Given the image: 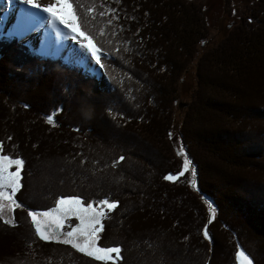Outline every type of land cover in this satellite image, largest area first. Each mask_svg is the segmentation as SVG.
<instances>
[{
  "label": "trees",
  "instance_id": "trees-1",
  "mask_svg": "<svg viewBox=\"0 0 264 264\" xmlns=\"http://www.w3.org/2000/svg\"><path fill=\"white\" fill-rule=\"evenodd\" d=\"M195 1L70 0L80 29L99 52L100 75L61 57L39 55L21 37L0 35L1 125L30 121L57 127L49 138L53 144L45 147L40 139L46 138L48 128L43 126L38 134L31 132L32 144L37 146L15 141L13 149L0 136V146H8L2 155L12 162L22 161L12 166L20 168V188L13 198L26 211H15L18 226L11 229L17 236L13 244L25 240L28 249L17 253L25 255L28 264H236L237 250L253 264H264V181L232 174L240 168L264 167V128H243L237 123L249 120L264 125V0L246 5L229 35L205 52L204 60L211 62L218 49L217 55L224 54V65L193 75L194 88L184 108L188 112H182L181 119L175 118V105L157 107L151 100L152 90L166 88L176 104L184 74L192 63L195 69L200 63L197 55L205 48L208 28L193 4L195 20L190 26L187 22L185 5ZM100 18L114 27L123 54L125 76L113 80L104 65L110 66V61L117 65V59L99 51L101 38L106 37V22L96 30ZM102 50L106 52L105 47ZM174 128L180 140L177 150L171 141ZM125 137L130 142L145 139L150 146L126 148ZM25 147L34 159L47 156L46 164L53 148L69 164L58 165L65 173L64 184L47 201L45 194L32 202L21 196L28 193L25 182L31 172ZM185 159L196 167L195 183L180 175ZM170 175L177 179H165ZM137 190L143 205L132 200ZM192 195L196 201L190 205ZM67 197L84 205L114 203L103 219L99 242L119 250L110 263L69 244L60 246L55 241L64 249L62 256L28 244L30 237L22 234L28 210L45 212ZM141 220L145 227L131 229L130 222L136 225ZM210 221L230 234L227 260L216 249ZM127 235L133 239L129 241ZM4 251L7 248L0 245V253Z\"/></svg>",
  "mask_w": 264,
  "mask_h": 264
},
{
  "label": "rangeland",
  "instance_id": "rangeland-1",
  "mask_svg": "<svg viewBox=\"0 0 264 264\" xmlns=\"http://www.w3.org/2000/svg\"><path fill=\"white\" fill-rule=\"evenodd\" d=\"M255 1L256 0H196L194 3L190 2L185 5V9L188 13L187 22L189 23V26L195 20L191 5L193 4L197 6L202 12V21L208 28L206 29L207 40L204 42L206 45L205 48L202 49L197 55V57L200 58V63H196V69L194 68L195 63H192L191 68L184 74L183 79L179 84L180 86H178L180 96L176 101V104L172 101L173 94H169L166 88H155L152 90L154 93H151V100L154 101L155 106L158 107L168 105L174 107L175 105L174 113L176 119H181L182 112H188V109L184 108L188 102L189 96L191 95V90L194 88L195 80L193 75L197 72L203 73L224 65L221 63V58L224 54L217 55L218 49L215 56L211 57L213 59L211 62H208L207 59L204 60L205 52L210 48L219 46L224 38L229 35L228 33L230 29L237 22H239L241 14L246 9V5H251ZM56 3L57 0H28V2H25V0H0V35L21 37V40L26 41L29 48L39 55H52L61 57L67 63L81 66L90 73L97 74V71L100 70V64L96 62V54L99 52L97 51L96 54L93 55L91 51L82 47V45H87L88 43L84 37L79 36L78 33H73L72 30L65 24L61 23L58 18L53 17L52 13L46 12L44 10L46 7ZM37 5H39V7H37ZM103 22H106L104 24L103 30V34L106 37L101 38V48L99 51L102 54L110 53L116 55L117 65L112 63V61H110V66L104 65L105 71L108 74L110 80H113L116 77L125 76L121 70V57L123 54L119 48V40L115 36L114 27L110 21L105 18L98 19L96 23V30L102 26ZM175 34L177 35V33ZM74 36L76 39L73 38ZM185 36L186 34L184 37ZM103 38L106 40L104 41ZM103 47H105L106 52L102 50ZM256 59L257 58L255 57V62ZM185 67L186 66L182 67L181 69ZM161 72L162 71H159V73ZM178 75V72L174 73V76ZM161 76L165 79H168L165 75ZM168 80H170V78ZM256 103H258V101ZM1 122L2 119L0 115V136H3L7 140V143L12 145L11 148L13 147V149L15 146V141H22L23 143L26 141L28 143H24L23 146H37L36 144H32L34 138H31V135H33L31 132L33 131L38 134V131L42 126L44 128H48V131L46 133V138L44 137V139H40L42 141L40 142L41 146L45 147L53 144V141L49 138L51 134L55 132L54 130L57 127L50 126L46 123H35L30 121H21L18 124H10L7 126H4L3 124L2 126ZM237 123H239L243 128H264L263 122L243 120ZM177 131L178 129L174 128V132L171 133V141L173 146L176 147L175 150H177V147L180 146V140L178 139ZM27 134H30V136H27ZM124 140L126 142V148L130 145L150 146L145 139L130 142L125 137ZM5 148H8V146H0V219L2 220L0 221V245H4L7 248V251L0 253V264H25L29 262L27 259H23L26 256L18 255L21 251H26L28 249L23 245L25 240L23 238H19L16 242L18 244L22 243L21 247H18V244H13L12 239L17 238V236L12 232L15 230L11 229L12 227L18 226L17 220H14L15 211L25 210V208L18 205V203H16L13 198L15 191L19 187V174L18 176H13L12 174L17 172L19 173L20 168L15 167L13 169L12 166L15 163L12 162L11 159L3 160L5 155H2V150ZM52 149L49 151L50 154L48 155V163L46 164L47 156L41 159H34V157L28 155L27 151L29 150L25 147L24 154L27 157V164L31 169V172L29 175L30 180L28 184L25 182L26 190L24 191H28V193H22L21 195L24 200L32 202L35 197L40 199L42 195L45 194V201H47L55 189L64 184V181L62 182V177L65 173L61 166L58 168V165L69 166V164L65 163L64 159L61 158L62 152L57 153ZM40 153H42L41 148ZM182 162L184 163L183 160ZM261 162H264V159H262ZM256 163L257 161H255V164ZM65 169L67 171V168ZM182 172L187 175L189 182H192V168L189 166L188 170L185 172L183 164ZM232 174L239 176L240 178L244 177V179L248 178L256 181H264L263 166L256 167V165H254L253 167L250 166L245 167L244 169H236V171H233ZM55 186L57 187L54 188ZM142 189L143 188L140 189L141 192ZM18 191L19 189L17 192ZM194 199L196 201V196L194 197V195L189 198L188 202L190 205L191 202H194ZM76 200L79 199L70 197L61 198L54 203L55 205L52 208L46 210L45 212H30L28 210L29 221H25L27 225H25V228L22 230V234L24 236L30 237L28 238V244L34 247L35 250L38 246H40V248L47 249L44 251V253L50 252L52 255L56 254L62 256L65 253L64 249L54 245L56 244V241L57 245L60 244L61 246L69 244L77 251L85 255H89L88 253L92 252L93 254L90 256L96 258L98 256H103L105 258L100 260H106L110 263V260L119 256V252L112 251L107 253H97L95 251V248L113 249V247L100 246L99 242L101 231L97 234L99 238L93 241L95 248L88 247L85 244V241L88 240V236L81 235L80 232H76L74 234L72 237V243H64V240L67 239V233L73 229H84L90 233L91 227L102 228L103 219L106 213L110 211L108 205H114V203L112 204L106 201H92L90 204L84 205L80 200L79 204L75 203L74 201ZM132 200L136 205H143V199L140 197L138 190L132 197ZM61 201L65 202L61 203ZM89 205H91V209L87 212L83 211V209L89 208ZM92 209H94V211ZM202 213H204V211ZM81 218L83 219V222ZM93 220H99V224H92L90 227V222ZM141 222L142 220L136 221V225H134V222H130L131 229H141L142 227H145L143 223L142 226L140 225ZM207 224L208 228L212 232L213 238L216 240V249L218 250L220 256L227 260L228 254L231 252L229 238L230 234L228 230L223 228V226H221V224L216 221H210ZM38 227L41 229L44 235L50 238L42 239L40 233L37 231ZM108 233H110V231H108L106 235ZM127 236L128 237L126 238L129 241L133 239V237L130 235ZM133 243L134 245H140V243L137 241H134ZM76 244H79L80 247H85L86 251H80V247L74 246ZM121 249L123 250V248ZM216 249L214 248L215 252ZM18 251L19 253H17ZM157 258H159V256ZM235 263L253 264V261L249 259L242 251L237 250L235 253Z\"/></svg>",
  "mask_w": 264,
  "mask_h": 264
},
{
  "label": "snow or ice",
  "instance_id": "snow-or-ice-1",
  "mask_svg": "<svg viewBox=\"0 0 264 264\" xmlns=\"http://www.w3.org/2000/svg\"><path fill=\"white\" fill-rule=\"evenodd\" d=\"M25 2H28V0H25ZM37 7H39V5H37ZM46 12H50L52 13L53 17L58 18L61 23L65 24L68 28H70L72 30L73 33H78L79 36L84 37L85 40L88 41L87 45H82V47L86 48V50H89L92 52L93 55L96 54V52L98 51L95 46L93 45L91 38L89 36H87L81 29H80V25L78 23V17L76 15V12L73 8L72 3L70 2V0H57L56 4L50 5L48 7H46L44 9ZM74 39H76V37H73ZM97 63H99V59L97 58ZM123 159V158H122ZM3 160H8V157L5 156L3 157ZM15 164L17 165H21L22 161L21 160H15L13 161ZM192 165V175H193V183H195V178L197 176V170L196 167L194 165L193 162H191L189 159H185L184 162V170L185 172L188 170L189 165ZM18 172L12 174L13 176H18ZM180 175H184V173H180ZM165 179L168 180H175L177 179V177L175 176H166ZM65 201H61V203H64ZM75 203L79 204L80 201L76 200L74 201ZM112 207H114V205H108V208L111 209ZM91 209V205H89V208L83 209V211L87 212ZM94 211V209H92ZM35 219V217H34ZM82 219V218H81ZM83 222V219H82ZM92 224H99V220H93L90 222V227ZM101 228H97V227H91V232H87L84 229H73L72 231H69L67 233V239L64 240V243H72V237L74 236V234L76 232H80L81 235H86L88 236V240L85 241V244L88 247H93L95 248V244L93 243V241H95L96 239H98V233L101 231ZM38 233H40L41 238L42 239H49L50 237L44 235V233L41 231V229L38 227L37 228ZM208 233H206L207 235ZM76 247H80L79 244L74 245ZM80 251H86L85 247H80ZM95 251L97 253L99 252H112V251H119L118 249H103V248H95ZM89 255L93 254L92 252L88 253ZM243 255V254H241ZM98 259H103L105 257L103 256H98ZM246 259V258H245Z\"/></svg>",
  "mask_w": 264,
  "mask_h": 264
},
{
  "label": "clouds",
  "instance_id": "clouds-1",
  "mask_svg": "<svg viewBox=\"0 0 264 264\" xmlns=\"http://www.w3.org/2000/svg\"><path fill=\"white\" fill-rule=\"evenodd\" d=\"M6 36H10V35H6ZM93 45H94V44H93ZM43 56H48V55H43ZM55 57H56V56H55ZM96 60H97V54H96ZM69 64H71V63H69ZM98 64H99V63H98ZM100 73L103 74V70H102V71H101V69L98 70L96 75H100Z\"/></svg>",
  "mask_w": 264,
  "mask_h": 264
},
{
  "label": "bare ground",
  "instance_id": "bare-ground-1",
  "mask_svg": "<svg viewBox=\"0 0 264 264\" xmlns=\"http://www.w3.org/2000/svg\"><path fill=\"white\" fill-rule=\"evenodd\" d=\"M55 30H56V29H55ZM55 48H56V47H55ZM53 52H54V51H53ZM53 52H52V53H53Z\"/></svg>",
  "mask_w": 264,
  "mask_h": 264
}]
</instances>
